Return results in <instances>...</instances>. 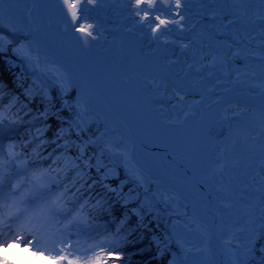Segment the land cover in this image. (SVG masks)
Returning a JSON list of instances; mask_svg holds the SVG:
<instances>
[{"label": "bare ground", "instance_id": "6f19581e", "mask_svg": "<svg viewBox=\"0 0 264 264\" xmlns=\"http://www.w3.org/2000/svg\"><path fill=\"white\" fill-rule=\"evenodd\" d=\"M7 2L32 29L31 52L41 68L53 65L76 79L84 101L94 98L88 106L111 132L108 142L123 140L116 154L108 153L116 167L123 166L118 153L126 149L141 159L135 171L163 185L155 184V195L173 207L171 230L183 244L177 262L234 264L239 247L264 223V0H180L179 8L170 0L165 13L143 8L147 16L136 0H80L76 21L63 0ZM32 64L36 81L60 91L55 73ZM221 126L223 134L213 139ZM237 130L256 145L237 147ZM148 169L168 176L152 179ZM3 223L0 262L43 264L21 250L36 235L9 238ZM101 228L85 225L84 236ZM41 245L33 250L47 254Z\"/></svg>", "mask_w": 264, "mask_h": 264}, {"label": "snow or ice", "instance_id": "6c2138e0", "mask_svg": "<svg viewBox=\"0 0 264 264\" xmlns=\"http://www.w3.org/2000/svg\"><path fill=\"white\" fill-rule=\"evenodd\" d=\"M89 2H92V0H89ZM156 2L157 0H136L138 12L144 11L145 16H147L148 12L142 8V4L146 3L147 8L151 9L155 8ZM6 5L8 6L7 10H5ZM13 7L15 5H10L7 0H0V52L11 50L18 59L27 58L37 68H40L41 72L55 73L60 81V91L64 98L63 106L64 108H72L75 114V119L69 118L71 120L70 128L74 129L76 139L83 141V146H81L76 141L66 140L63 145H58V147L67 151L68 148L74 146L77 149L76 160L84 158L86 161L85 167H91L90 162L93 159L91 156H85L86 149L88 147H93V151L98 149V155L94 158L96 160V171L101 172L104 167L102 158L105 157V149L109 153L116 154L119 145H113L105 140L108 135L107 126L98 124L96 117L84 101L82 86L76 79L53 65L51 67L45 65L41 68L39 57L34 56L31 52L32 29L12 10ZM177 7H181L180 0H177ZM63 8L67 9V14L71 16L73 21H76L79 18L78 11L82 9V5L80 0H63ZM156 19L159 20V17ZM181 19H184L183 15ZM28 20L31 23V13L28 15ZM159 23L165 24L166 21L159 20ZM155 30L153 29V31ZM80 31L86 32L89 36L91 35V32L83 27L80 28ZM22 41H27V43ZM18 87L24 88L25 85L21 84ZM2 88L3 85L0 84V103H3ZM24 94L26 96L31 95V89H28ZM45 95L47 96V93ZM73 96L76 98L75 108L71 104ZM176 96L179 97L180 101L185 99V96L179 92H176ZM18 101L19 97L13 96L4 111L0 112V126L3 125L5 119L4 112L11 113V109L17 105ZM43 115L45 118L52 115L56 121L63 122L61 114L58 112L50 114L46 109ZM93 128L96 130L93 131ZM38 131L40 130L38 129ZM64 132L65 129L61 127L57 135L59 136ZM2 139L0 137V223H3L5 218L12 222H21L19 225L21 228H24L25 231L30 230L31 233L39 237L36 240L37 245L43 244L44 250L50 254L52 252L56 253L54 257L50 255V258L55 259L58 264H90L91 255L89 253H95L96 248L105 251L104 241L88 244L87 240L77 239L75 242H71L70 239L73 235L79 237L89 232L84 229V226L88 224L81 215L88 201L81 204V196L78 195L84 185L81 184V187H76L77 180H73L71 184L67 183L61 175L63 169L53 167L61 160L60 156L52 160L47 169L42 170L38 169L34 162L18 164L17 161L20 159L21 153L16 151V145L9 144L5 155ZM27 147L25 146V149ZM55 151L56 149H53V152ZM118 154L124 160L123 166L126 179L117 188L103 185L105 188L104 203L110 204L115 201L116 204H119L120 201H123L120 211L123 218L119 219L116 235L125 231L126 226L132 227L135 223L136 227L133 228V231L142 228L145 231L152 232L151 244L154 245L155 252L151 253L149 248L151 253L149 264H178L175 257L179 253L175 249L177 245L179 248H183V244L176 241L175 244L170 245L171 235L170 233L166 234L167 230L157 235L162 225L159 224L158 216L151 214L152 206L148 199L150 189L146 186L147 181L140 172L134 170L137 165L126 149L120 150ZM51 155L52 153L49 154V156ZM43 159L47 160L48 157ZM64 159L78 170V178L83 180L84 175L79 172L80 165L75 164V161L70 157L65 156ZM109 159H112V157H109ZM113 166L119 165L113 163ZM88 187L91 188L92 186L89 185ZM73 188H75L74 192L72 191ZM141 191L144 193L143 199L139 195ZM70 192L71 195H69ZM165 199L167 198L165 197ZM114 208L115 205H112L107 211L112 214ZM92 209L105 210L99 200L92 206ZM149 215H151L150 220L147 219ZM57 245H63V247L57 250ZM235 255L234 264H264V225L258 230H252L247 242L239 247V251ZM257 256L260 257L259 261L256 259ZM4 264H7V261ZM91 264H106V262H102L101 257L97 256Z\"/></svg>", "mask_w": 264, "mask_h": 264}, {"label": "rangeland", "instance_id": "374dc122", "mask_svg": "<svg viewBox=\"0 0 264 264\" xmlns=\"http://www.w3.org/2000/svg\"><path fill=\"white\" fill-rule=\"evenodd\" d=\"M0 56L2 57V59L5 61V65H7V69L9 71H11V74L14 75L16 82L15 85L18 87V85H25L24 88L18 87L19 90V96L20 98L23 100V102L26 105L25 109V115H21V119L26 120V118H30V120L26 121V122H21V123H11L9 121H6L4 119L3 121V125L0 126V137H2V143H3V147L5 149H8L6 146V140H8L7 138L12 137L11 140H15L16 138H20L29 128L31 129L32 133V137L34 139L35 138H39L41 131H38L37 129H35V126H40L44 123H46L47 121H51V119H54V117L52 115H49L47 118L44 117L43 113L45 112V110L47 109V111L51 114L53 112H58L61 114V121H56L60 124V128L63 127L65 129V132L60 134L59 136L57 135V133L60 132V128L58 129V131L56 132L55 138L52 139V141H48L50 142L51 145L46 146V148L48 149L47 151H45V153L38 155L34 154V159L35 158H44V157H48L47 160H42L44 162H49L52 161L53 158L55 157V153L58 152V154H61L64 149L59 148L58 145H63L65 143L66 140L68 141H76V143L81 144V146H83V141L82 140H77L76 136H75V131L74 129L70 128L71 125V120L69 119L71 117V119H75V114L72 111V108H64L63 106V100L64 98L62 97V94L60 93V91L57 89V87H46L44 85H42L41 83H39L38 81L35 80V77L37 75V73H31L33 71V64L27 59V58H22V59H18L17 56L15 55V53H13L11 50H6L3 52H0ZM17 60H20V63L17 62ZM28 78V80H25V78ZM24 81H27L24 83ZM31 89V95L26 96L24 93L28 90ZM52 90H54V92H52ZM17 93V91H16ZM17 93V94H18ZM45 93H47V96L45 95ZM35 94L37 96H35ZM11 95H13V93L11 92ZM15 96V95H13ZM12 96V97H13ZM11 97V98H12ZM36 97V98H35ZM75 97H72L71 100V104L72 107L75 108L76 104H75ZM94 99V98H93ZM93 99L89 98L87 99L86 103L90 106L91 104H93ZM10 100V99H9ZM49 100H51V102H49ZM18 104V103H17ZM28 110V112H27ZM91 113H92V108H90ZM20 118V117H19ZM55 120V119H54ZM101 122L98 121V124H100ZM102 124V123H101ZM103 125H105L103 123ZM4 126H9V128H14L16 127L15 132H9L7 133V131H5ZM96 129L93 128V131H95ZM98 134V133H97ZM90 135V134H89ZM111 135V132L108 133V135L105 137V140L108 141L109 136ZM234 136L235 138H237V147H241L242 149H244L243 147L248 146V145H256V142H249L248 139V134H244V133H240L238 130L236 132H234ZM10 143V142H9ZM11 144V143H10ZM117 144L120 146L123 144V140H118ZM40 145V144H39ZM53 146V147H52ZM53 149H56L55 152H53ZM63 150V151H62ZM18 153H21L20 159L17 161L18 164L22 163V162H28V163H32L29 161V159L27 160L26 157H23V153L21 151H19L18 149L16 150ZM68 151H72L71 152V156L67 155V157H70L71 159L76 160V155H77V149L72 146L70 148H68ZM35 153H37V151H34ZM99 150L97 149L96 151H93V147H88L85 151V156H91L93 157V159L91 160V167H85V159L81 158L79 160H76L77 163H80V169L79 172H81L82 170V174H84V178L83 180H88L90 182H95V185H98L102 188L103 185H108L110 188H117L118 185L123 182L126 177H125V170H124V166H120V167H116L113 166V157L111 156L112 159H109V152L105 149V157L102 158V163L104 165L103 170L101 172H97L96 171V160H95V156L98 155ZM52 153L51 156H49V154ZM6 155V154H5ZM115 158V157H114ZM116 160V158H115ZM140 157H136L134 156V162L137 166H141L140 164ZM43 162V163H44ZM65 164H69L67 161H65ZM214 166H211V169H213ZM216 168H218V165L216 164ZM43 169V168H42ZM41 169V170H42ZM35 171V169H33ZM77 169L73 172V175L77 176ZM213 170H211V174L214 173L212 172ZM148 172L151 174V178L155 179V180H159L160 178H166L168 176L167 173H165V175H160V174H156L154 173L153 170H149ZM73 175L69 178H66L65 180L67 181V183H70V181L73 178ZM162 179H160L159 181H161ZM82 180V181H83ZM156 181H148L147 182V187L150 189L149 193H148V199L150 202V205L152 206V215H157L158 216V221L159 224H161V228L160 231L157 232V235H160L161 232H165V230H167L166 234L171 235V239L169 240V244L173 245L175 244L176 240L174 238V234L173 231L171 230L172 228L175 227V223L173 222L174 220V214L170 213V210L173 209L172 205L170 204L169 201H167L166 199H161L159 197V195H155L156 193ZM159 184V183H157ZM160 187H162L163 185H160ZM168 187H170L171 189L175 190L178 194V196L185 202H187V209L191 210L192 208V204L188 199H183L182 198V192L180 191L178 185H176L175 183H172L171 181L168 182L167 184ZM133 187H135V185H133ZM105 190V188H104ZM126 190V188H125ZM73 192L75 191V189L72 190ZM69 195H71V192L69 193ZM141 199L144 198V193L143 191H141L139 193ZM86 200L81 197L80 203L84 204ZM123 204V201H120V208L121 205ZM131 207V206H129ZM131 214V213H130ZM81 215L85 218V222L86 224H89L88 226H93L96 224H101L102 228L100 230H98L97 232H94L92 234H90L89 236H75L73 235L70 239L71 242H75L77 239H81V240H87L88 244H95L97 243V240H105V238L108 236L111 228H115L118 225L117 218L113 216L112 219L109 220H90V222L88 223L89 215L83 211L81 213ZM112 215V214H111ZM148 220L151 219V215H149L147 217ZM6 221H8L7 218H5ZM136 225V224H135ZM264 225L260 224L255 226L254 229H260L261 226ZM176 228H181L180 225H177ZM140 231L144 230V229H139ZM178 230V229H177ZM225 230V229H224ZM145 231V230H144ZM148 233V241L151 244V240H152V232L150 231H146ZM251 234V233H250ZM249 234V235H250ZM248 235V236H249ZM248 238V237H247ZM152 245V244H151ZM7 248H10V244L6 245ZM17 246V245H15ZM43 246V244L41 245ZM153 248L155 249L154 245H152ZM32 245H27L25 247H23V249H21L24 253L26 254H30L29 257H33L36 256V258L43 264H58V262L55 259H51L50 255L52 257H54L56 255L55 252H52L51 254L49 252H47V254L38 252L37 250H33ZM63 247V245H57V250ZM17 249H20V246L17 247ZM171 250V249H170ZM179 255L181 253V251L179 250V248L175 249ZM1 251V248H0ZM35 253H37L36 255H34ZM79 253H77L78 255ZM257 261H259L260 257L257 256L256 257ZM109 262H107L106 264H108ZM0 264H2V262H0ZM109 264H113V263H109ZM178 264H180L178 262Z\"/></svg>", "mask_w": 264, "mask_h": 264}, {"label": "trees", "instance_id": "16d2710c", "mask_svg": "<svg viewBox=\"0 0 264 264\" xmlns=\"http://www.w3.org/2000/svg\"><path fill=\"white\" fill-rule=\"evenodd\" d=\"M16 79L13 74H11V71L7 69V65H5V61L0 56V84L3 85L2 88V95H3V103H0V112L4 111V108L6 105L10 102L11 97L13 95L19 97L18 104L15 105L11 109V113L4 112L5 120L13 123V121H16L14 123H21L26 122L30 120V118H26V120L21 119L23 115H25V109L26 105L23 102V100L19 96V88L15 85ZM17 91V93H16ZM11 92L13 95H11ZM10 99V100H9ZM28 112V110H27ZM22 115V117H21ZM20 117V118H19ZM35 129H39L41 131L39 138H31L32 131L29 128L20 138L16 139L18 141V150L23 153V157H26L27 160L29 159L30 162L38 163L43 160V158H35V155H40L45 153L48 149L46 146L51 145L50 142L53 138H55L56 132L60 128V124L56 122V120L51 119V121H47L46 123L35 126ZM11 140V139H10ZM40 144V145H39ZM25 146H28L25 149ZM53 147V146H52ZM34 151H37L35 153ZM63 151V150H62ZM72 152V151H71ZM70 151H63L61 154H58V152L55 153L56 159L57 156L61 157V160L58 162L57 165H53V167H58L59 169H63V172L61 173L62 177L64 179L69 178L73 175V172L76 170L72 164H65L64 157L67 155H72ZM72 157V156H71ZM73 160V159H72ZM75 164H78L81 166L80 163H77L76 160ZM47 169V168H44ZM85 171V170H82ZM82 171L80 174H82ZM86 172V171H85ZM84 175V174H82ZM73 180H77L76 187H81V184L84 185L83 188H81V197H83L86 201H88V204L85 205L84 211L89 215V220L98 219V220H109L112 219L113 216L117 218L118 225H119V219L123 218L120 215L121 208L119 204H116L115 201H112L110 204L103 202V195L105 193L104 188L95 185V182H90L88 180H79L78 174L77 176L73 175L72 180L69 184L72 183ZM91 185L92 187L89 188L88 186ZM75 189V188H73ZM72 189V190H73ZM101 201L103 204L104 211L100 210H93L92 206L97 203V201ZM112 205H115V208L113 209L112 215L107 211L109 207ZM131 215V214H130ZM117 225V226H118ZM111 228L108 236L105 238V240H100L98 243L104 241L103 247L105 251L100 254L102 262H109L113 264H149L151 253L155 252V249L148 241V233L146 231H133V228L136 227L135 223H133L132 227H127L126 230L122 231L119 235H116V229ZM131 233V234H129ZM149 248L151 249V253L149 251ZM96 252H100V248L95 249ZM92 253H89L91 255ZM79 255V254H78ZM108 263V264H109Z\"/></svg>", "mask_w": 264, "mask_h": 264}, {"label": "water", "instance_id": "95a60500", "mask_svg": "<svg viewBox=\"0 0 264 264\" xmlns=\"http://www.w3.org/2000/svg\"><path fill=\"white\" fill-rule=\"evenodd\" d=\"M170 7V0H157L155 8H147L146 3L142 4V8H145L148 12H157V13H165L167 10H169ZM223 134L222 132V126L217 128V130L212 134L213 139H217ZM207 157L210 159L212 157V151L211 149L208 150ZM49 163H45V165H48Z\"/></svg>", "mask_w": 264, "mask_h": 264}, {"label": "clouds", "instance_id": "9594fccd", "mask_svg": "<svg viewBox=\"0 0 264 264\" xmlns=\"http://www.w3.org/2000/svg\"><path fill=\"white\" fill-rule=\"evenodd\" d=\"M103 252H104V251H101V250H100L99 253H98V252L92 253L91 256H90V264H91L92 261H95V258H96L97 256H100V254L103 253Z\"/></svg>", "mask_w": 264, "mask_h": 264}]
</instances>
